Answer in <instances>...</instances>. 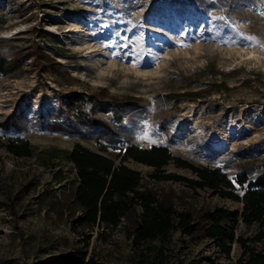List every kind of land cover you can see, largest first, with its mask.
I'll use <instances>...</instances> for the list:
<instances>
[{
	"label": "rangeland",
	"instance_id": "obj_1",
	"mask_svg": "<svg viewBox=\"0 0 264 264\" xmlns=\"http://www.w3.org/2000/svg\"><path fill=\"white\" fill-rule=\"evenodd\" d=\"M0 59L18 63L0 69V264H49L77 248L102 264H142L123 225L70 230L80 214L69 196L75 170L50 168L53 148H105L118 163L128 145H162L229 178L264 175V0H0ZM16 137L31 157L5 150ZM126 165L182 202L241 208ZM240 252L233 244L227 260L208 242L184 249L174 234L166 264H234Z\"/></svg>",
	"mask_w": 264,
	"mask_h": 264
},
{
	"label": "trees",
	"instance_id": "obj_2",
	"mask_svg": "<svg viewBox=\"0 0 264 264\" xmlns=\"http://www.w3.org/2000/svg\"><path fill=\"white\" fill-rule=\"evenodd\" d=\"M40 57L44 62L54 63L44 54ZM17 67L16 60L0 59V69L5 73ZM4 148L17 158L31 157L34 152L33 146L23 137L8 139ZM104 151L105 148L93 151L76 143L70 150L53 148L45 158L50 168L55 169L58 163L65 162L75 170L76 185L69 196L80 214H70L73 233L84 235L85 231L96 227L113 231L123 225L126 238L138 251L142 264H166L174 234H178V242L184 249L188 245L208 242L229 260L232 245L237 244L241 252L234 264H264V175L253 180L246 173L229 178L220 168L196 165L173 155L162 145L145 148L128 145L119 150L118 163L103 154ZM128 160L150 167L154 182L182 184L191 195L210 192L240 204L241 208L231 211L218 205L197 207L182 202L185 201L183 194L174 189L166 191L157 185L143 184L140 172L126 165ZM170 164L188 170L194 177L166 173L165 167ZM54 198L50 199L52 203ZM58 210L60 214L63 211ZM240 224L251 233L247 236L237 234ZM84 247L86 249L87 244ZM49 264L102 263L84 248H77Z\"/></svg>",
	"mask_w": 264,
	"mask_h": 264
}]
</instances>
